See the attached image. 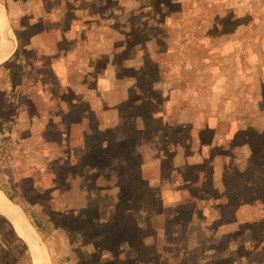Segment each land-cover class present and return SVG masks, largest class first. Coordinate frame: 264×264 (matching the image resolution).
Here are the masks:
<instances>
[{
  "label": "rangeland",
  "instance_id": "rangeland-1",
  "mask_svg": "<svg viewBox=\"0 0 264 264\" xmlns=\"http://www.w3.org/2000/svg\"><path fill=\"white\" fill-rule=\"evenodd\" d=\"M2 2L0 188L48 262L264 264V0Z\"/></svg>",
  "mask_w": 264,
  "mask_h": 264
},
{
  "label": "bare ground",
  "instance_id": "bare-ground-1",
  "mask_svg": "<svg viewBox=\"0 0 264 264\" xmlns=\"http://www.w3.org/2000/svg\"><path fill=\"white\" fill-rule=\"evenodd\" d=\"M1 12L2 10L0 8V32L3 34L0 41V55L3 59L11 50L12 41L10 42L8 29L6 27L7 25ZM8 201L0 192V212L13 223L17 235L25 240L24 243L27 245L33 264H49L46 253L39 241L37 232H35L32 226L27 222L19 209L10 204Z\"/></svg>",
  "mask_w": 264,
  "mask_h": 264
},
{
  "label": "crops",
  "instance_id": "crops-1",
  "mask_svg": "<svg viewBox=\"0 0 264 264\" xmlns=\"http://www.w3.org/2000/svg\"><path fill=\"white\" fill-rule=\"evenodd\" d=\"M4 3L2 2V0H0V7L2 8V10H4V13H5V18L7 20V23H8V16H7V11L5 10L6 8L3 7ZM5 6V5H4ZM31 21V20H30ZM11 50L10 52H8V54L6 55L5 58L3 59H0V67H3L5 66L6 63H8V61L13 58L14 62H15V58H14V51L18 48V46L16 44H12L11 45ZM6 68V67H5ZM0 192L2 193V195L5 197V199L12 205L16 206L19 211H21V207L17 204H15L9 197H8V194L5 193L4 191H2V189L0 188ZM22 212V211H21ZM23 213V212H22ZM24 214V213H23ZM5 233H8L10 235H7L6 237H3V235ZM24 239L20 238L17 233L15 232V228H14V225L13 223L5 216L3 215L1 212H0V250L3 251L6 250L8 251L9 249L11 248H14L17 247V246H20L22 245V247H26L27 248V245L24 243ZM27 251H28V248H27ZM29 253V252H28ZM1 254V253H0ZM31 256V255H30ZM5 257H7V253L5 255ZM32 259V257H31ZM2 260L1 256H0V261ZM32 261V264H33V260Z\"/></svg>",
  "mask_w": 264,
  "mask_h": 264
},
{
  "label": "built area",
  "instance_id": "built-area-1",
  "mask_svg": "<svg viewBox=\"0 0 264 264\" xmlns=\"http://www.w3.org/2000/svg\"><path fill=\"white\" fill-rule=\"evenodd\" d=\"M0 146H2V149L0 147V153L3 155L11 151L12 147L14 146L12 140L8 138V135L5 132L0 133ZM3 149H5L6 152H3Z\"/></svg>",
  "mask_w": 264,
  "mask_h": 264
},
{
  "label": "trees",
  "instance_id": "trees-1",
  "mask_svg": "<svg viewBox=\"0 0 264 264\" xmlns=\"http://www.w3.org/2000/svg\"><path fill=\"white\" fill-rule=\"evenodd\" d=\"M19 48H17L15 51H14V58H15V60H18L19 59ZM8 197L12 200V198L8 195ZM36 220V219H35ZM35 220H33L32 221V223H33V225L35 226V228L37 229V230H40L39 228V225L40 224H38V222L37 221H35ZM24 250H26V252H27V254H28V251H27V248L26 247H24ZM3 262V260H1V262H0V264ZM119 264H126V262L125 261H119Z\"/></svg>",
  "mask_w": 264,
  "mask_h": 264
},
{
  "label": "water",
  "instance_id": "water-1",
  "mask_svg": "<svg viewBox=\"0 0 264 264\" xmlns=\"http://www.w3.org/2000/svg\"><path fill=\"white\" fill-rule=\"evenodd\" d=\"M4 18H5V13H4ZM5 22H6V25H7V28H8V31H9V33H10V38H11V40H12V42H11V40H10V42L13 44L14 43V36H13V34H12V32H11V30H10V27H9V25H8V23H7V20H6V18H5ZM21 212V211H20ZM22 213V212H21ZM23 214V213H22ZM24 215V214H23ZM25 216V215H24ZM25 218H26V216H25ZM26 220L28 221V223L32 226V228L35 230V228L33 227V225L29 222V220L26 218ZM35 232H37L36 230H35ZM49 264H50V260H49Z\"/></svg>",
  "mask_w": 264,
  "mask_h": 264
}]
</instances>
